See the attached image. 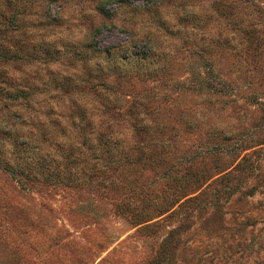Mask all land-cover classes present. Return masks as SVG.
I'll return each mask as SVG.
<instances>
[{
	"label": "rangeland",
	"instance_id": "374dc122",
	"mask_svg": "<svg viewBox=\"0 0 264 264\" xmlns=\"http://www.w3.org/2000/svg\"><path fill=\"white\" fill-rule=\"evenodd\" d=\"M102 105L125 153L69 183ZM257 241L264 0H0V264H255Z\"/></svg>",
	"mask_w": 264,
	"mask_h": 264
},
{
	"label": "trees",
	"instance_id": "16d2710c",
	"mask_svg": "<svg viewBox=\"0 0 264 264\" xmlns=\"http://www.w3.org/2000/svg\"><path fill=\"white\" fill-rule=\"evenodd\" d=\"M8 19H7V25L9 27L10 24L15 16L18 15V12L12 11L7 12ZM17 14V15H16ZM13 30V29H12ZM16 56L15 54L10 55L8 58L14 59ZM219 84H225L223 81H218L217 85ZM225 87V86H223ZM223 87H215L214 91L216 93L222 92ZM18 97H24V95H21L20 93L16 94H9L7 98H10L12 100H16ZM103 111L101 113L100 122L97 124L95 128H91L90 125H88V132L83 140L82 146H86L85 150L86 153H89L91 151V154L84 157V170L85 173L83 176H76V175H70L69 178L66 179L69 183H78V184H85L86 182L90 183V181L93 180V178L99 177L100 174H105L111 168L118 166L119 161L122 159H115L117 155H122L125 153V151L121 150V137L125 135V132L121 130V127L114 124L115 122V114L113 112L112 106H106L102 105ZM132 131H144L143 128L141 129H133ZM74 163L73 160H71V164ZM246 158L243 157L241 163L238 166H245ZM87 169V170H86ZM192 200H188L184 202L183 208L187 209V204L190 203ZM185 209V210H186ZM170 242V244H169ZM171 245V237L170 241H168V244L166 245L169 247ZM254 247H258L255 250H253ZM246 250H249L250 256H248V259L246 261H253L255 264H263L264 263V257L261 256L262 250L264 249V241H257L254 243V245H249L245 248ZM264 251V250H263ZM231 257V255L229 256ZM228 257V258H229ZM243 258V256H242ZM233 259V258H232Z\"/></svg>",
	"mask_w": 264,
	"mask_h": 264
}]
</instances>
